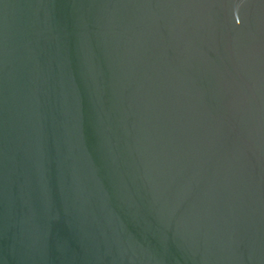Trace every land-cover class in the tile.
Returning <instances> with one entry per match:
<instances>
[{
	"label": "water",
	"instance_id": "obj_1",
	"mask_svg": "<svg viewBox=\"0 0 264 264\" xmlns=\"http://www.w3.org/2000/svg\"><path fill=\"white\" fill-rule=\"evenodd\" d=\"M0 264H264V0H0Z\"/></svg>",
	"mask_w": 264,
	"mask_h": 264
}]
</instances>
